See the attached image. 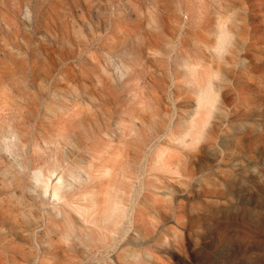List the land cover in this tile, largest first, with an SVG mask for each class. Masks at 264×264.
<instances>
[{"label":"rangeland","instance_id":"rangeland-1","mask_svg":"<svg viewBox=\"0 0 264 264\" xmlns=\"http://www.w3.org/2000/svg\"><path fill=\"white\" fill-rule=\"evenodd\" d=\"M0 264H264V0H0Z\"/></svg>","mask_w":264,"mask_h":264}]
</instances>
